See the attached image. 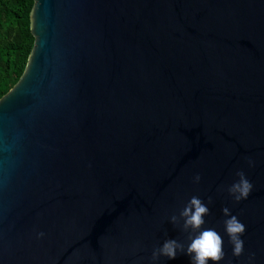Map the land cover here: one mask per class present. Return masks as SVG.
<instances>
[{"label": "water", "instance_id": "95a60500", "mask_svg": "<svg viewBox=\"0 0 264 264\" xmlns=\"http://www.w3.org/2000/svg\"><path fill=\"white\" fill-rule=\"evenodd\" d=\"M30 20L0 97V264H151L193 195L205 226H247L225 264H264V0H34Z\"/></svg>", "mask_w": 264, "mask_h": 264}, {"label": "clouds", "instance_id": "9594fccd", "mask_svg": "<svg viewBox=\"0 0 264 264\" xmlns=\"http://www.w3.org/2000/svg\"><path fill=\"white\" fill-rule=\"evenodd\" d=\"M248 166H254V161L248 160ZM237 180L228 187L227 192L235 202H240L249 197L253 190V184L243 170L236 172ZM201 175L196 173L194 183H199ZM223 190V189H221ZM212 197L205 200L193 195L179 210L165 218L166 223L179 229L183 237H168L162 243L155 246L151 252V264H160L161 258L166 261L175 260L179 255H186L190 264H225L226 252L224 250V235L232 246V256L240 257L244 253L247 226L240 218L232 213L231 209H222L225 217L223 221V234L213 226H205L208 223L206 217L211 215L210 205ZM44 232H37L36 237L43 238ZM227 264H231L229 260ZM246 264H256V253L250 252Z\"/></svg>", "mask_w": 264, "mask_h": 264}, {"label": "trees", "instance_id": "16d2710c", "mask_svg": "<svg viewBox=\"0 0 264 264\" xmlns=\"http://www.w3.org/2000/svg\"><path fill=\"white\" fill-rule=\"evenodd\" d=\"M33 3L34 0H0V97L18 81L31 53Z\"/></svg>", "mask_w": 264, "mask_h": 264}]
</instances>
